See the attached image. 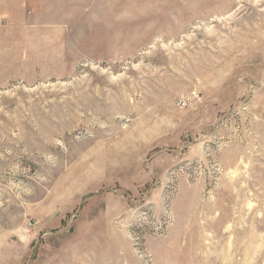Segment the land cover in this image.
<instances>
[{"label":"rangeland","instance_id":"1","mask_svg":"<svg viewBox=\"0 0 264 264\" xmlns=\"http://www.w3.org/2000/svg\"><path fill=\"white\" fill-rule=\"evenodd\" d=\"M0 264H264V0H0Z\"/></svg>","mask_w":264,"mask_h":264}]
</instances>
